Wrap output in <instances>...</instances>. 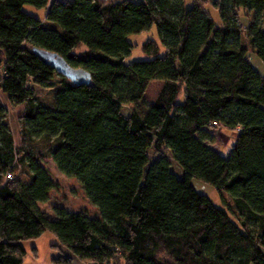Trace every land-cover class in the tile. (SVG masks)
Masks as SVG:
<instances>
[{
	"label": "trees",
	"instance_id": "1",
	"mask_svg": "<svg viewBox=\"0 0 264 264\" xmlns=\"http://www.w3.org/2000/svg\"><path fill=\"white\" fill-rule=\"evenodd\" d=\"M191 2L0 0V264H23V243L46 232L52 264H264V75L248 59L264 61V0ZM153 26L165 54L150 41L153 59L125 63L129 37ZM155 81L147 113L125 116ZM218 129L235 134L227 156L212 147ZM46 161L79 182L93 214L43 209L58 188Z\"/></svg>",
	"mask_w": 264,
	"mask_h": 264
},
{
	"label": "rangeland",
	"instance_id": "2",
	"mask_svg": "<svg viewBox=\"0 0 264 264\" xmlns=\"http://www.w3.org/2000/svg\"><path fill=\"white\" fill-rule=\"evenodd\" d=\"M208 10L212 12L214 20L219 19L218 13L215 12L212 6H209ZM24 11L39 19H44L45 17L44 10H39L30 5H26L24 7ZM129 40L135 45V47L133 48L132 53L128 57H126L125 63L153 59L154 56L149 55L144 49L145 45L150 41L152 43H155L160 48V56L165 54V50L161 43L156 26H153V28L141 34L130 36ZM85 50H87L86 47L82 46V48L78 49L77 52L80 53ZM3 56V51L0 49V59H3ZM248 59L252 66L262 75H264V61L254 53H249ZM162 87V82H152L146 92L143 102H141V104L139 105L125 106L122 110V113L125 116H130L133 111H138V113H140L141 115L146 114L150 106H152V104L155 102ZM37 89L40 90L39 88ZM48 96L49 95L45 93L42 97L44 99H48ZM13 111H16V109H13ZM213 137L214 142L212 143V147L218 152L222 153L224 156H227L231 152L232 147L235 144L234 132L228 131L226 129H218ZM149 155L152 161H155L158 158V156L155 155L154 149H151L149 151ZM168 156L170 157V155ZM45 164L52 171L54 178L57 180L58 188L51 192V199L46 204L42 205L43 209L49 211V213L51 214H54V208L56 206H65L66 209L74 212H79L87 208L89 212L93 214L96 208L89 203L88 199L86 198V194L83 188L80 186L79 182L74 178H68L65 175L61 174L52 161H46ZM172 164V170L179 177L182 176V169L178 168L174 162H172ZM192 184L198 191V193L208 196L216 206L225 208L221 195L215 187L198 179H194L192 181ZM55 242V236H53L49 232H46L41 238L37 240L24 242L23 246L27 251V255L25 256L23 264H52L51 258L55 252L52 245H55ZM36 247L39 248V251ZM32 249H35V252H32ZM75 264L89 263H81L76 261Z\"/></svg>",
	"mask_w": 264,
	"mask_h": 264
},
{
	"label": "water",
	"instance_id": "3",
	"mask_svg": "<svg viewBox=\"0 0 264 264\" xmlns=\"http://www.w3.org/2000/svg\"><path fill=\"white\" fill-rule=\"evenodd\" d=\"M33 53L75 85H89L91 83L92 77L88 71L73 68L61 55L39 48H33Z\"/></svg>",
	"mask_w": 264,
	"mask_h": 264
},
{
	"label": "crops",
	"instance_id": "4",
	"mask_svg": "<svg viewBox=\"0 0 264 264\" xmlns=\"http://www.w3.org/2000/svg\"><path fill=\"white\" fill-rule=\"evenodd\" d=\"M62 1H64V0H62ZM110 1H113V0H110ZM191 1L190 0H187V3H190ZM34 248V247H33ZM37 249H38V251H39V248L38 247H36Z\"/></svg>",
	"mask_w": 264,
	"mask_h": 264
},
{
	"label": "built area",
	"instance_id": "5",
	"mask_svg": "<svg viewBox=\"0 0 264 264\" xmlns=\"http://www.w3.org/2000/svg\"><path fill=\"white\" fill-rule=\"evenodd\" d=\"M9 178L11 179V176H9Z\"/></svg>",
	"mask_w": 264,
	"mask_h": 264
}]
</instances>
